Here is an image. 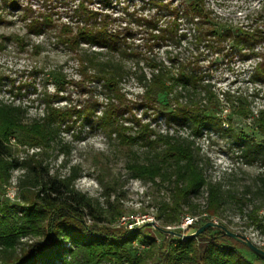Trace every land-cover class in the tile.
<instances>
[{
    "label": "trees",
    "instance_id": "obj_1",
    "mask_svg": "<svg viewBox=\"0 0 264 264\" xmlns=\"http://www.w3.org/2000/svg\"><path fill=\"white\" fill-rule=\"evenodd\" d=\"M2 2L12 8L19 6L18 0ZM90 4L89 0L75 4L72 16L76 22L58 26L57 38L75 54L81 78L75 81L65 77L63 83H76L82 89L95 84L98 95H92L80 108L57 107L55 101L64 85L57 86L55 94L45 95L44 116L31 122H26L27 113L21 106L0 102V264H264L263 256L217 228L185 240L162 230L174 226L171 229L179 233H192L202 222L213 221L222 213L225 192L220 184L206 178L195 147V139L203 131L218 129L223 123L212 110L215 95L200 67L201 50H223L228 44L243 58H259L251 80L264 83V46L257 49L264 45V22L249 28L222 22L207 0H187L182 8L151 0L158 10L155 15L127 13L129 26L118 29L113 27L111 14ZM161 11L172 18L163 26ZM182 19L193 33L197 53L188 64L178 62L176 55L168 56L167 63L154 55V48L167 41L180 44L186 38V32L180 30ZM52 24L50 16H45L44 23L32 19L28 29L40 33L43 25ZM132 24L148 35L144 54L133 47ZM95 46L106 54L93 50ZM140 55H147L149 77L139 66ZM126 77H132L143 88L136 100L123 91ZM223 96L231 103L232 114L240 119L253 118L256 135L246 130L238 132L230 121L228 132L242 148L246 163L258 161L264 167V109L254 114L244 97L233 100L228 92ZM139 109L145 114L152 111L155 118L165 117L169 125L189 126L193 138L156 132L137 116ZM79 123L101 129L132 153L134 158L127 165L132 177L170 185L171 198L161 203L156 216L158 228L147 222L131 228L117 224L125 212L115 200L111 201L112 182L101 181L105 201L100 202L76 188L78 167H71L65 175L51 173L45 162L47 150L59 144L62 130L69 131ZM20 144L39 151L19 158ZM13 169L23 172L12 203L5 189ZM250 188L259 205L252 208L249 218L264 234V217L260 215L264 207V172ZM202 192L206 193L204 206L194 201ZM229 197L236 200L235 196ZM199 215L204 220L199 218L187 231L180 228L186 217ZM28 237L32 241L24 244L23 239Z\"/></svg>",
    "mask_w": 264,
    "mask_h": 264
},
{
    "label": "rangeland",
    "instance_id": "obj_2",
    "mask_svg": "<svg viewBox=\"0 0 264 264\" xmlns=\"http://www.w3.org/2000/svg\"><path fill=\"white\" fill-rule=\"evenodd\" d=\"M83 0H18V8H12L0 0V102L21 106L26 110V122H31L45 114L44 98L46 94H55L57 86L64 85L59 93L55 106H72L80 108L94 95H98L97 85L90 84L86 89L76 83H63L67 80H80L79 65L75 54L57 38L58 26L63 23L74 24L72 8ZM90 6L102 12H107L114 18L113 27L124 28L128 24L127 13L153 16L158 10L151 0H89ZM172 3L174 7L182 8L187 0H161ZM208 6L221 18L222 22L234 26L249 28L264 22V0H207ZM26 16V17H25ZM50 16L52 25H43L40 33L31 32L28 24L32 19L44 23V17ZM167 11L160 12L163 26L171 21ZM121 26V27H120ZM133 47L144 54V42L148 35L143 28L132 24ZM188 25L181 20L180 30L186 32V38L180 44L172 41L161 43L154 48V55L167 63L168 56H177L180 63L188 64L197 53L193 43L192 32ZM264 45H258L262 49ZM82 48H87L83 45ZM93 50H102L97 46ZM106 54V51L102 50ZM200 67L204 74L205 83L214 93L215 99L212 110L223 122L218 129L203 131L195 139V147L199 152L206 178L222 186L225 192V205L219 218L213 217L218 223L225 225L231 231L246 236L258 247L264 246V234L249 218L250 211L259 205L255 191L250 188L257 176L264 172V167L258 161L246 163L242 156V148L228 132L229 121L239 132L246 130L256 135L253 130V118L240 119L231 112V103L226 101L223 93H229L233 100L244 97L246 105L257 114L264 109V83L253 82L251 73L259 58L249 56L243 58L238 52L230 50L228 44L223 50H201ZM263 51V50H257ZM146 56L140 55L139 66L146 67ZM59 84V85H58ZM123 91L131 100H136L143 88L132 77H126L122 83ZM93 95V96H92ZM204 97V95H202ZM97 97V96H96ZM103 98L100 97V101ZM102 108H99V111ZM143 122H149L159 133L178 134L190 137L189 126L168 124L165 117L155 118L152 111L147 114L143 109L136 112ZM130 124V123H127ZM17 138V136L15 137ZM193 138V137H190ZM59 144H52L47 150L45 162L51 173L68 174L71 167H78L80 177L76 188L81 192L98 198L104 202L105 189L101 181L112 182L111 201L117 202L124 209V217L117 224L131 228L146 222L160 226L156 218L163 201L171 198L169 184L145 183L131 176L127 165L134 158L127 148L120 145L114 137L109 138L99 128L80 123L69 131L62 130L58 137ZM14 142V140L12 139ZM39 151L29 145L20 144L17 156L24 158L27 154ZM22 170L13 169L10 184L7 186L6 198L12 203L16 200V185ZM229 196H235L232 200ZM194 201L202 206L206 203V193L202 192ZM188 209L185 208V212ZM264 217V207L260 211ZM204 220V216L199 215ZM133 220L135 223L128 225ZM197 223L196 225H198ZM174 227V226H173ZM168 227V228H173ZM175 228V227H174ZM187 231V230H186ZM30 237L24 238L23 243H30Z\"/></svg>",
    "mask_w": 264,
    "mask_h": 264
},
{
    "label": "water",
    "instance_id": "obj_3",
    "mask_svg": "<svg viewBox=\"0 0 264 264\" xmlns=\"http://www.w3.org/2000/svg\"><path fill=\"white\" fill-rule=\"evenodd\" d=\"M147 223L153 225L155 228H158V226L155 225L153 222H147ZM209 228H217V229L221 230L226 237H230V238L244 244L247 248H249L253 252L264 257V249L258 247L251 240H249L246 236L241 235L239 233H235V232L231 231L229 228H227L225 225L214 222V221H204L201 223V225L196 230H194L192 233H188V234L179 233V232H177L171 228H166V229H162V230L164 232L170 234V235H174V236L180 237V238L185 240L188 238L200 237Z\"/></svg>",
    "mask_w": 264,
    "mask_h": 264
},
{
    "label": "built area",
    "instance_id": "obj_4",
    "mask_svg": "<svg viewBox=\"0 0 264 264\" xmlns=\"http://www.w3.org/2000/svg\"><path fill=\"white\" fill-rule=\"evenodd\" d=\"M199 222V218H191V217H186L181 224L180 228L182 230H186L190 225L194 224V222ZM214 222H217L216 220H213ZM218 223V222H217Z\"/></svg>",
    "mask_w": 264,
    "mask_h": 264
}]
</instances>
